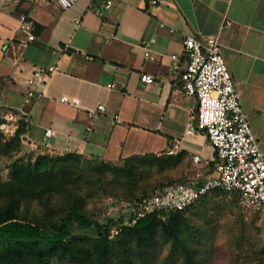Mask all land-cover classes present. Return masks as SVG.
Here are the masks:
<instances>
[{
	"label": "crops",
	"instance_id": "obj_1",
	"mask_svg": "<svg viewBox=\"0 0 264 264\" xmlns=\"http://www.w3.org/2000/svg\"><path fill=\"white\" fill-rule=\"evenodd\" d=\"M102 1L78 0L63 9L50 2L0 0V101L21 105L34 69L58 66L37 88L31 122L20 133L27 151L74 152L115 164L164 155L168 175L177 181L199 184L214 176L216 152L207 135L186 132L193 100L183 88L182 45L191 34L219 36L264 154V0H113L100 17L94 8ZM20 13L32 18L34 40L20 31ZM144 42L151 57L144 55ZM172 54L180 56L178 71ZM144 73L153 81H142ZM116 114L120 122L113 120ZM49 126L54 133L45 142Z\"/></svg>",
	"mask_w": 264,
	"mask_h": 264
},
{
	"label": "rangeland",
	"instance_id": "obj_2",
	"mask_svg": "<svg viewBox=\"0 0 264 264\" xmlns=\"http://www.w3.org/2000/svg\"><path fill=\"white\" fill-rule=\"evenodd\" d=\"M24 144L20 136L0 131V210L12 198L15 212L22 218L52 221L77 208L93 220L105 222L112 217L117 201L177 181L168 175L164 159L132 161L133 168L126 170V161L114 168L83 155L65 160L59 158L64 153L37 154L27 151ZM40 155L44 158L40 167L54 173L55 185L38 196L34 188L24 185V170H34ZM168 219L165 215L158 220ZM178 222L180 239L192 248V264H264V212L241 205L234 194L211 192L184 211ZM161 228L156 225L142 244L135 234L125 232L106 244L87 238L86 246L99 264H185L187 253ZM65 254L51 256L47 264H74Z\"/></svg>",
	"mask_w": 264,
	"mask_h": 264
},
{
	"label": "built area",
	"instance_id": "obj_3",
	"mask_svg": "<svg viewBox=\"0 0 264 264\" xmlns=\"http://www.w3.org/2000/svg\"><path fill=\"white\" fill-rule=\"evenodd\" d=\"M32 3H55L67 9L78 0H30ZM155 2V0H152ZM113 5V0H103L94 8L96 15L102 17ZM19 29L28 41L34 40L35 25L27 13L19 14ZM164 23H161L163 26ZM144 55L151 57L148 42L143 43ZM182 51L186 61L181 72L184 92L193 100L186 132L203 131L214 147L215 175L207 177L199 184L185 181H172L158 187L155 191L136 199L117 201L112 210L113 223L108 228V237L118 236L124 228L135 225L147 215L164 217L177 210H187L201 198L213 191L226 194L235 193L241 205L264 212V154L243 110L234 79L221 51L218 35H185ZM172 68H180V56L172 54ZM58 69L56 64L37 67L27 78L28 89L19 106L6 105L0 101V130L8 136L14 135L21 124L31 122V104L37 96V88L44 79ZM141 80L152 82L150 74H141ZM113 86V83L109 84ZM72 105L78 99L60 97ZM97 109L104 111V105ZM115 122L121 119L116 114ZM51 126L45 128L44 141L52 136ZM193 159L199 161L200 156Z\"/></svg>",
	"mask_w": 264,
	"mask_h": 264
},
{
	"label": "trees",
	"instance_id": "obj_4",
	"mask_svg": "<svg viewBox=\"0 0 264 264\" xmlns=\"http://www.w3.org/2000/svg\"><path fill=\"white\" fill-rule=\"evenodd\" d=\"M1 121L2 117L0 116V122ZM23 129L24 124L15 131L14 135L19 137ZM72 156L79 157L81 155L68 152L64 153L59 158L70 160ZM43 159V156L40 155L35 163L34 170H24V185L28 188H34L35 194L38 196L45 190L53 189L51 186L55 185L54 173L47 168L42 169L40 167ZM146 159L147 161L156 160L158 162L163 159L165 160L163 156L154 154L132 156L123 160L126 161V166L124 168L129 170L133 168L132 161L141 162ZM98 161L105 165H116L115 163L102 160ZM62 166L66 167L63 161ZM114 168L117 167L114 166ZM25 190L27 189L24 188V191ZM146 194L148 193L126 198L136 199ZM233 194L236 196L235 193ZM14 204L15 201L11 198L8 205L0 210V264H16L24 261L35 264H47L51 256L65 253L69 255L74 264H99L91 257V253L86 246L87 238L94 241L95 244L100 241L106 244V241L117 240L124 235L125 232H129L135 234V237L138 238L137 243L142 244L145 241V237L148 236L150 231L158 224H161V229L172 236V238L176 239L175 242L179 243L180 249L184 253H187L185 264H192L193 261L192 248L186 241H183V238L180 239L179 237L181 232L179 231L178 219L186 210H177L168 213V221L161 223L160 220H158L160 217L155 214L147 215L140 219L135 225L124 228L118 236L110 239L108 237V228L114 221L111 218H108L105 222H98L79 209L71 208L61 217L52 221L34 220L19 217L15 212Z\"/></svg>",
	"mask_w": 264,
	"mask_h": 264
}]
</instances>
